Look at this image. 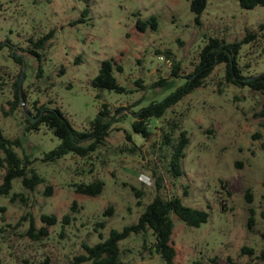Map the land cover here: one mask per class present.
<instances>
[{
  "label": "rangeland",
  "instance_id": "obj_1",
  "mask_svg": "<svg viewBox=\"0 0 264 264\" xmlns=\"http://www.w3.org/2000/svg\"><path fill=\"white\" fill-rule=\"evenodd\" d=\"M189 1L0 0V127L17 140L13 147L28 159L26 166L43 176L31 188L14 178L10 192L0 194V264H89L76 258L85 251L84 244L100 239L99 231L105 237L110 228L135 222L155 194L177 195L209 213L199 226L174 218V264H264V94L224 83L222 63L203 86L156 120L148 138L131 130L127 114L95 151L44 161L57 136L44 124L27 129L26 115L36 112L34 100L58 105L75 128L83 129L101 101L114 109L161 99L185 81L178 76L169 87L151 85L171 78L172 61L164 51H170L186 74L210 35L242 40L238 61L244 74L264 71V4L244 8L238 0H207L196 20ZM150 14L156 15L157 28L139 30L137 18ZM50 30L36 48L32 42ZM13 51L24 65L13 58ZM104 58L122 65L113 73L127 91L101 89L98 98L90 79ZM16 82L22 95L17 99ZM171 118L189 136L177 176L169 171V147L161 142ZM126 130L136 145L133 151L126 149L133 144ZM5 167L2 160L0 182ZM96 178L104 182L99 193L75 190V183ZM42 213H54L56 221L46 224ZM45 224L46 234L28 231L32 226L36 233ZM151 240L148 230L120 239L122 259L127 264H164L149 247Z\"/></svg>",
  "mask_w": 264,
  "mask_h": 264
},
{
  "label": "trees",
  "instance_id": "obj_2",
  "mask_svg": "<svg viewBox=\"0 0 264 264\" xmlns=\"http://www.w3.org/2000/svg\"><path fill=\"white\" fill-rule=\"evenodd\" d=\"M206 3L207 0L189 1L190 10L195 14L196 20L205 8ZM238 4L244 8H252L256 5L264 4V0H238ZM137 14L139 13L137 12ZM79 20H82V18H78L75 21ZM135 24L139 30H145L147 26L155 29L157 28L158 21L156 15L150 14L146 18L138 17ZM51 31L33 41L34 46L36 48L42 47L43 40L50 36ZM241 43L242 40H226L216 35L207 36V39L198 51L194 67L186 74L180 72L179 61L170 55L169 50H165V56L172 61L171 78L161 77L152 82L151 85L169 87L173 84V77L178 76L184 77L185 81L177 85L161 99H153L147 105L138 108L116 106L114 109H111L108 102L101 101L97 113L89 121L87 128H75L58 105L51 107L44 102L37 104V100H34L36 112L26 115L28 122L27 129H38L40 124H44L52 130L59 140L54 147L44 152L42 160L51 161L69 152L85 156L95 151L104 143L107 135L114 128L113 124L121 121L127 114L131 116V130L140 133L145 138L150 137L156 120L164 118L167 110L175 105L185 94L196 87L203 86L207 76L212 72L217 63H222L223 65L222 76L224 83L240 87L247 86L252 90L264 94V71L256 74H244L239 64L238 56ZM29 51L35 54L38 53L34 48H30ZM12 53L13 58L24 65L22 56L15 54L14 51ZM114 69L121 71L122 65L113 58H104L100 61L97 73L90 79V84L99 90L96 92L95 97L99 98L101 96V89L113 90L118 93L127 91V88L115 77L113 73ZM140 81V78L135 80L136 83ZM15 90L16 99L21 98L22 95L18 93L17 82ZM260 113L263 116L262 126L264 128V108ZM151 118H155L153 123L150 120ZM167 125L168 130L163 132L161 142L166 147H169V171L173 176H177L182 173L181 159L185 155V147L189 142V136L187 130L181 127L178 119L171 118ZM174 130L177 131L175 135L173 133ZM125 133L126 138L132 142L130 132L126 130ZM15 143H18L17 140L10 139L4 135L0 127V150L3 152L0 162L3 160L6 165L2 181L0 182V194L3 195H7L10 192L14 178H20L22 183L30 188L43 180V176L38 174L35 168H28L26 166L28 159H24L17 154L13 147ZM132 143L126 148L127 150H135L136 145L134 142ZM103 185V180L96 178L89 182L75 183V190L87 195H95L102 190ZM107 209H110L109 206ZM208 214V211L203 208L183 203L177 195L163 197L155 194L145 204L135 222L125 224L121 229L112 227L105 237L99 231L100 239L92 244H84L85 251L76 257L77 261H88L89 264H127L121 257L119 240L127 237L132 232L139 233L148 230L152 234V242L149 245L152 251L159 254L164 264H174L176 253L172 240L174 218L182 220L187 225L199 226L200 223L207 220ZM62 217L66 218L67 214H64ZM41 218L46 224L56 221L54 213H42ZM46 224L40 226L36 233L31 232V230L33 231L32 226L28 231L35 236L46 234ZM98 224L101 227L104 226L103 221L98 222Z\"/></svg>",
  "mask_w": 264,
  "mask_h": 264
}]
</instances>
